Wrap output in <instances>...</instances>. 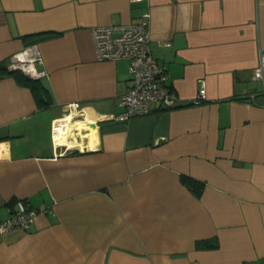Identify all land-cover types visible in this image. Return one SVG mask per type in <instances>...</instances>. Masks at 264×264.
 Instances as JSON below:
<instances>
[{"label": "crops", "instance_id": "crops-1", "mask_svg": "<svg viewBox=\"0 0 264 264\" xmlns=\"http://www.w3.org/2000/svg\"><path fill=\"white\" fill-rule=\"evenodd\" d=\"M144 18L177 104L115 121L128 62L91 29ZM33 41L52 101L0 76V220L44 209L0 264H264V0H0V63Z\"/></svg>", "mask_w": 264, "mask_h": 264}, {"label": "built area", "instance_id": "built-area-1", "mask_svg": "<svg viewBox=\"0 0 264 264\" xmlns=\"http://www.w3.org/2000/svg\"><path fill=\"white\" fill-rule=\"evenodd\" d=\"M140 1V0H134ZM149 21H139L127 24L97 25L92 27L91 35L95 54L98 60L125 59L128 62L130 85L120 96L121 110L112 115L115 121H127L134 116L145 115L153 106L171 108L177 104L174 91L167 83L164 66L156 61L149 49ZM42 60V54L37 42H32L12 53L7 67L19 70L31 78L42 75L36 64ZM254 79L264 80V51L259 52V61L253 70ZM205 89L200 88L192 99L193 104H199L205 97ZM59 121H54L52 137L56 142L62 138ZM44 207L32 208L23 201H17L9 216L0 220V232L13 228H27L35 214Z\"/></svg>", "mask_w": 264, "mask_h": 264}, {"label": "trees", "instance_id": "trees-1", "mask_svg": "<svg viewBox=\"0 0 264 264\" xmlns=\"http://www.w3.org/2000/svg\"><path fill=\"white\" fill-rule=\"evenodd\" d=\"M6 74L13 75L18 83L28 86L36 97L37 104L39 106H47L51 103V95L49 91L44 87V85L40 82L39 78L28 77L19 70H8L7 65H5L4 63H0V76ZM181 179L193 189L197 187V185H199L197 181L188 176L183 175L181 176Z\"/></svg>", "mask_w": 264, "mask_h": 264}]
</instances>
